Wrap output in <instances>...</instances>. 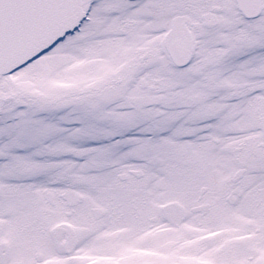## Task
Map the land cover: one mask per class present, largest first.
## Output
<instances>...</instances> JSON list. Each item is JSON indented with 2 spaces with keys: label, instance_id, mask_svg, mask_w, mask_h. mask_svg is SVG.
Here are the masks:
<instances>
[{
  "label": "snow or ice",
  "instance_id": "1",
  "mask_svg": "<svg viewBox=\"0 0 264 264\" xmlns=\"http://www.w3.org/2000/svg\"><path fill=\"white\" fill-rule=\"evenodd\" d=\"M0 264H264V0H0Z\"/></svg>",
  "mask_w": 264,
  "mask_h": 264
}]
</instances>
